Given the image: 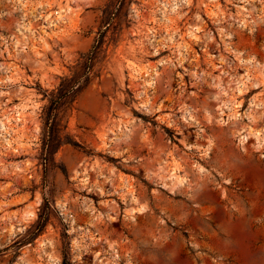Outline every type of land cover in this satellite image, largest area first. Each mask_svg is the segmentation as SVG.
Wrapping results in <instances>:
<instances>
[{
	"label": "rangeland",
	"instance_id": "374dc122",
	"mask_svg": "<svg viewBox=\"0 0 264 264\" xmlns=\"http://www.w3.org/2000/svg\"><path fill=\"white\" fill-rule=\"evenodd\" d=\"M0 264H264V0H0Z\"/></svg>",
	"mask_w": 264,
	"mask_h": 264
},
{
	"label": "trees",
	"instance_id": "16d2710c",
	"mask_svg": "<svg viewBox=\"0 0 264 264\" xmlns=\"http://www.w3.org/2000/svg\"><path fill=\"white\" fill-rule=\"evenodd\" d=\"M96 44L97 41H96ZM98 49V45H94L92 47V50H96ZM92 54V51H91ZM88 60L91 62L92 61V57H89ZM89 74H90V68L87 67V71L85 72V74L83 75L82 79L79 78L75 81L69 82L68 79H62L61 83L59 84L58 87V92L56 94H53V96L49 99V107L47 109V111H49L47 118H46V125L51 127V125H53L56 121V112L57 109L59 107V105L61 104V101L63 99H65L68 95L70 94H75L78 91H81L89 82ZM75 147H79L80 146L77 143H73L71 144ZM46 202V201H45ZM44 222L41 220V217L39 216V222L37 225V232L39 233L42 228L44 227Z\"/></svg>",
	"mask_w": 264,
	"mask_h": 264
}]
</instances>
